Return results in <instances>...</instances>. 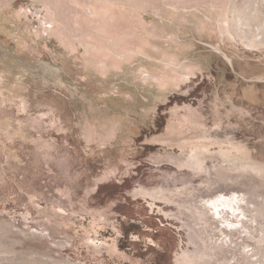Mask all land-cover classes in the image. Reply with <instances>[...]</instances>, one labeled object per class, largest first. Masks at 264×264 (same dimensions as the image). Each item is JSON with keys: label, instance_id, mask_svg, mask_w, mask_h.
Returning <instances> with one entry per match:
<instances>
[{"label": "rangeland", "instance_id": "374dc122", "mask_svg": "<svg viewBox=\"0 0 264 264\" xmlns=\"http://www.w3.org/2000/svg\"><path fill=\"white\" fill-rule=\"evenodd\" d=\"M262 26L264 0H0V264H264Z\"/></svg>", "mask_w": 264, "mask_h": 264}, {"label": "bare ground", "instance_id": "6f19581e", "mask_svg": "<svg viewBox=\"0 0 264 264\" xmlns=\"http://www.w3.org/2000/svg\"><path fill=\"white\" fill-rule=\"evenodd\" d=\"M255 14V13H254ZM255 16V15H253ZM257 18V17H256ZM240 25V24H239ZM241 26V25H240ZM248 29L246 28H242V27H239V33L243 36V38H245L247 41L249 40V42H252L254 43L255 40H260L258 37H252V36H249V33L247 32ZM261 31L264 32V27L262 26V29H260V31L258 30L259 34H262L260 33Z\"/></svg>", "mask_w": 264, "mask_h": 264}, {"label": "trees", "instance_id": "16d2710c", "mask_svg": "<svg viewBox=\"0 0 264 264\" xmlns=\"http://www.w3.org/2000/svg\"><path fill=\"white\" fill-rule=\"evenodd\" d=\"M159 119H160V116H158V117L156 118V122H155V124H158Z\"/></svg>", "mask_w": 264, "mask_h": 264}]
</instances>
